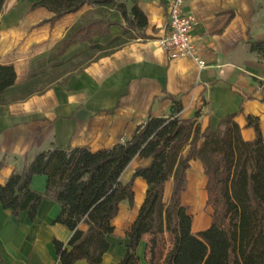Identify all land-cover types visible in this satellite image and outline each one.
<instances>
[{
    "label": "crops",
    "instance_id": "obj_1",
    "mask_svg": "<svg viewBox=\"0 0 264 264\" xmlns=\"http://www.w3.org/2000/svg\"><path fill=\"white\" fill-rule=\"evenodd\" d=\"M38 1L7 0L0 17V65L14 66L17 86L27 81L35 64L47 62L86 13L94 11L96 18L116 23L108 37H96L94 43L105 45L126 27L120 12L94 5H85L52 25L53 13L31 10ZM117 1L129 10L137 6L147 17L148 26L135 32V40L63 76L42 94L0 106L1 185L44 151L88 148L97 152L125 143L149 117L170 115L171 96L181 100L182 119L200 112L202 131L216 129L224 117L235 115L244 140L257 137L248 117L258 120L264 135V61L249 46L250 39L264 40V0H184V11L195 20L192 37L197 55L207 64L203 69L191 58L171 59L161 44L167 35L169 0ZM88 48L86 43L74 45L61 60L68 61ZM149 164L150 160L136 157L122 180L128 171L131 177L137 168ZM192 168L197 175L204 173L203 164L192 161L187 178ZM196 180L189 188L192 202L201 194L202 182ZM47 182L45 176H34L31 189L43 194ZM146 192V182L137 179L134 205L123 202L112 222L115 230L103 264H118L125 257L127 233ZM59 214V205L49 199L41 202L34 221L26 211L16 217L0 203V264H60L53 242L66 244L72 233L55 223Z\"/></svg>",
    "mask_w": 264,
    "mask_h": 264
},
{
    "label": "trees",
    "instance_id": "obj_2",
    "mask_svg": "<svg viewBox=\"0 0 264 264\" xmlns=\"http://www.w3.org/2000/svg\"><path fill=\"white\" fill-rule=\"evenodd\" d=\"M6 2L0 0V17ZM85 5L120 12L126 24L122 35L105 45L94 43L96 37H108L110 26L116 23L96 18L94 11L86 13L56 45L47 62L35 64L23 85H16L13 65H0V106L42 94L63 76L135 40V32L148 26L143 11L137 6L129 10L117 0H40L31 10L44 8L53 13L50 22L54 25ZM85 43L89 48L83 53L61 60L72 46ZM249 46L264 61V40L250 39ZM170 100L169 116L149 117L130 140L111 149H50L38 154L0 184L2 207L16 217L26 211L34 221L41 202L53 200L60 207L55 223L72 233L66 244L57 239L53 242L60 264H103L115 230L112 222L123 202L134 205V184L141 178L147 184L146 197L127 233L126 255L118 264H141L137 251L145 236L150 237V264H154L157 238L165 233L171 235L172 247L164 264H264V135L258 120L247 118L257 137L246 141L235 115L224 117L216 129L202 131L200 112L182 119L181 100L173 96ZM136 157L150 160V164L137 168L123 182L125 170ZM192 161L203 164L206 204L213 210L210 226L198 233L193 232V217L183 205ZM34 176L48 178L45 193L31 189ZM169 181L172 188L166 202Z\"/></svg>",
    "mask_w": 264,
    "mask_h": 264
},
{
    "label": "rangeland",
    "instance_id": "obj_3",
    "mask_svg": "<svg viewBox=\"0 0 264 264\" xmlns=\"http://www.w3.org/2000/svg\"><path fill=\"white\" fill-rule=\"evenodd\" d=\"M188 150L185 151V153ZM130 177V172L128 171L127 175L122 180L123 182L127 181ZM188 188L186 192L183 194V205L188 209L189 214L193 217V232L198 233L199 231L205 230L210 226L211 216H212V207L207 206V191H206V176L205 173H201V175H197L194 173V169H191V172L188 174ZM196 179H200L202 182V188L200 189V196L192 202V199L189 198V188L195 185ZM171 186L172 181H169L165 187V201L168 202L171 194ZM170 192V193H169ZM135 195V194H134ZM136 197L137 201L140 199V192L138 188H136ZM144 243L140 252L138 254L141 264H150L151 260V244L150 237L145 236L143 238ZM172 247V237L170 234L165 233L163 235L158 236L157 238V246L154 252V264H164L165 258L168 255L170 249Z\"/></svg>",
    "mask_w": 264,
    "mask_h": 264
},
{
    "label": "built area",
    "instance_id": "obj_4",
    "mask_svg": "<svg viewBox=\"0 0 264 264\" xmlns=\"http://www.w3.org/2000/svg\"><path fill=\"white\" fill-rule=\"evenodd\" d=\"M195 25L194 18L184 11V0H169L167 35L161 44L171 59L191 58L203 69L207 64L197 55L192 37Z\"/></svg>",
    "mask_w": 264,
    "mask_h": 264
}]
</instances>
